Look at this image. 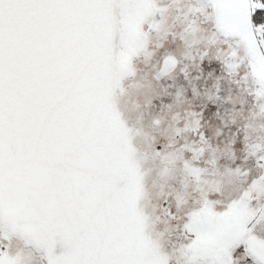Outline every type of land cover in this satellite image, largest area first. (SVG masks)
Returning <instances> with one entry per match:
<instances>
[{
    "label": "snow or ice",
    "instance_id": "obj_1",
    "mask_svg": "<svg viewBox=\"0 0 264 264\" xmlns=\"http://www.w3.org/2000/svg\"><path fill=\"white\" fill-rule=\"evenodd\" d=\"M0 264H264V0H0Z\"/></svg>",
    "mask_w": 264,
    "mask_h": 264
}]
</instances>
